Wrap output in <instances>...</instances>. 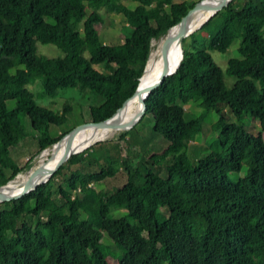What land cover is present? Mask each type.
<instances>
[{
  "label": "trees",
  "instance_id": "trees-1",
  "mask_svg": "<svg viewBox=\"0 0 264 264\" xmlns=\"http://www.w3.org/2000/svg\"><path fill=\"white\" fill-rule=\"evenodd\" d=\"M197 1L136 0L130 7L121 0H0V184L27 171L39 150L68 131L60 130L68 99L59 110L38 105L29 83L37 80L51 98L76 89L82 115L104 119L136 89L151 40ZM100 8L125 18L120 42L100 39ZM188 35L195 46L183 38L179 65L144 98L132 129L94 141L44 183L0 202V264H264V143L247 129L255 119L264 130V0H230ZM235 38L239 56L219 67L209 50L224 52ZM37 42L62 55L39 51ZM188 102L199 112L186 110ZM210 110L217 114L212 138L195 144ZM29 131L37 149L19 165L9 148ZM155 138L164 141L157 152L141 144ZM136 143L142 149L131 162L124 146ZM242 165L245 173L232 179ZM122 172L112 190L89 185Z\"/></svg>",
  "mask_w": 264,
  "mask_h": 264
},
{
  "label": "rangeland",
  "instance_id": "rangeland-1",
  "mask_svg": "<svg viewBox=\"0 0 264 264\" xmlns=\"http://www.w3.org/2000/svg\"><path fill=\"white\" fill-rule=\"evenodd\" d=\"M121 1L130 7H133L136 4V0H121ZM99 12H100L102 19H103V22L101 24H97V27L99 28L100 39L105 43L120 42L122 40L120 27L122 24L126 23L125 18L119 13L108 12L104 8H100ZM159 40H155V39L151 40V44H153V47H152L150 53L156 48ZM185 42H186V44H189L190 46H195L194 39L189 38L188 35L185 36ZM237 45H238V39L235 38L232 40V42L230 43V45L226 48V50L224 52H219L217 50H209V52H210L213 60L216 62V64L219 67L223 68L225 66L226 60L228 58L239 56L237 51H236ZM37 49L41 52H44V53L50 55V56L62 55L61 50L52 44H42V43L37 42ZM95 67L100 69V70H103L105 72L109 71V69L107 67H105L101 64H97V65H95ZM225 80L226 81H232V80H234V77L225 76ZM27 87L32 92L33 99L35 100V102L38 105L48 107V108H51L54 110L55 109H58V110L61 109V105H62L64 98L68 99V101L71 103V110L68 112L67 119L65 120V122L60 126L61 131L69 130L72 127L76 126L77 124H80L84 121H87L86 117H84V115H82L81 109L77 106V104L75 102H73V95H75L76 89H73V88L60 89L58 91V95L54 98H51V97H48V96L43 95L41 93V87H40V84L37 80H35L32 83H29L27 85ZM223 107H225L227 112L231 115L230 111H228L227 107L224 104H223ZM185 109L188 111H192L194 113H198L200 110V106L198 105L197 102H188L185 105ZM216 118H217V114L215 113L214 110H210L205 114V116L203 118L202 129L194 138L195 144H203V141L205 139L209 138V135H210L209 125L213 121H215ZM144 122L147 124V126L151 125V121L147 118L144 119ZM130 129H132V128H130ZM247 129H248V131L252 137H254L259 142L264 143V130H262L260 128L257 120L252 119L251 124L247 127ZM117 133L118 132H113L112 135H110L109 137L103 138V139H112L113 137H115V135ZM142 137L143 136H137V139L139 140ZM126 138H127L126 141L128 143H131L133 141V139H131V137H129V136L127 137V135H126ZM211 138L212 137L210 136V138L208 139V142H209V140H211ZM100 140H102V139H100ZM110 144L114 145V142L111 141ZM141 144H144L145 147H147L149 150L154 149L153 151L157 152L163 146L164 141H161V140L159 141L156 138H155V142L152 139H146L145 143H141ZM141 144L136 143L135 144L136 147L128 148V149L126 146H124L125 151L128 152L129 157L131 158V162H135V160H136L135 159V151H136V149H139V150L142 149ZM208 147L210 148V146H208ZM36 149H37L36 140L33 136V133L31 131H29L27 133V135L24 138H22L19 142L10 146L9 153H10V156L14 160H16V162L19 165H23L28 160V158L34 154ZM112 150L114 152H116V150H114V149H112ZM46 151H42L41 154H44ZM32 162H34V158H33ZM149 167L152 170H154L158 175H160L164 178L167 177V173H166V171L162 165H152ZM90 168L93 169V168H95V166L93 165ZM27 171L19 173V175H17L14 178V180L18 179V177L21 174H25ZM245 171H246V167H245V165H242L240 167L239 171L230 173V177L234 180H237V178L241 177L245 173ZM123 181H124V172H122L121 174H119L118 176L113 177V178H108L106 180H102L99 182H91V183H89V185H91L95 189L112 190L115 186L120 185ZM109 212L110 213H116V214H122L124 212V210L111 208ZM102 242L105 245H107L110 249H112V251H116L118 248V246L115 245L114 243H112V241H110V239L108 237H106L105 235L103 237Z\"/></svg>",
  "mask_w": 264,
  "mask_h": 264
},
{
  "label": "bare ground",
  "instance_id": "bare-ground-1",
  "mask_svg": "<svg viewBox=\"0 0 264 264\" xmlns=\"http://www.w3.org/2000/svg\"><path fill=\"white\" fill-rule=\"evenodd\" d=\"M218 1L220 0H201V2L209 6V8L214 6V4ZM209 11L210 10H208V8L194 9L184 17L179 27L174 24L167 30L166 33H164V35L160 38L156 48L150 53L143 73L139 77L140 81L138 82V85L135 89V97L116 114L115 118L110 124V128H87L82 130L80 134L75 137V141H83L82 146L76 149L77 151L88 147L94 141L109 137L113 132H116L113 128L121 127L124 124L130 122L141 111V94L144 89L147 88L149 84L161 74L165 65L177 52L179 32L181 30L186 31L187 28L193 26L197 22H200L205 16L209 14ZM64 143L65 138L61 137L57 142L51 144L49 149L44 154L41 153L48 146L41 150L32 166L33 170H48L53 161L64 151ZM25 175L26 173L21 174L18 179L10 181L6 187L12 189L14 187V182Z\"/></svg>",
  "mask_w": 264,
  "mask_h": 264
},
{
  "label": "water",
  "instance_id": "water-1",
  "mask_svg": "<svg viewBox=\"0 0 264 264\" xmlns=\"http://www.w3.org/2000/svg\"><path fill=\"white\" fill-rule=\"evenodd\" d=\"M230 0H220L217 3L214 4L211 8L209 6L205 5L204 3L201 2V0H198L197 2L194 3V5L189 8L184 15L180 17V19L175 23L176 26H180L182 20L184 17L190 13L192 10L197 9V8H208L209 14L205 16L200 22H197L193 26L187 28V30H181L179 32V37H178V50L172 57V59L165 65L163 68L161 74L152 82L149 84L147 88L144 89V91L141 94V104L142 108L141 111L128 123L124 124L121 127H115L113 128L114 131L116 132H121V131H126L132 128V126L140 119L144 108H145V101L144 98L148 95L150 90L154 87H156L158 84L162 82L165 76L172 74L177 66L179 65L183 53H184V48H183V38L190 34L191 32L195 31L198 29L212 14H214L216 11H218L221 7L226 5ZM174 25V24H173ZM167 30V29H166ZM165 30V32H166ZM164 32V33H165ZM164 35V34H163ZM150 55V53H149ZM149 58V56H148ZM148 60V59H147ZM147 62V61H146ZM146 65V63H145ZM144 65V68H145ZM143 68V70H144ZM140 77V76H139ZM139 80V78H138ZM135 97V90L132 93L131 96L126 98L123 103L116 108L109 116H107L104 119L101 120H87L84 121L80 124H77L76 126L72 127L69 129L67 132H65L62 137L65 138V143H64V151L53 161V163L49 166L48 170H41V171H34L32 166L33 164L29 167L28 171L26 172V175L24 177H21L19 180L14 182V187L12 189L6 187V185L14 180V179H9L5 183L0 184V202L5 201V200H10V199H16L23 195L24 193L28 192L31 189H34L38 184L44 183L45 181L48 180L50 177L51 173L59 167L66 159L73 153L78 152L76 149L81 147L83 144V141H75V137L80 134V132L84 129L87 128H100V129H108L110 128V124L115 118L116 114L126 106V104L132 100ZM61 138V137H60ZM53 144V143H51ZM50 145V144H49ZM47 145V146H49ZM46 146V147H47ZM44 147V148H46ZM42 148L41 150H43ZM41 150L38 151V153L34 157V162L41 152ZM81 151V150H80ZM33 162V163H34Z\"/></svg>",
  "mask_w": 264,
  "mask_h": 264
}]
</instances>
